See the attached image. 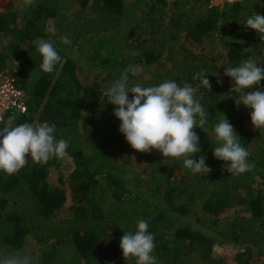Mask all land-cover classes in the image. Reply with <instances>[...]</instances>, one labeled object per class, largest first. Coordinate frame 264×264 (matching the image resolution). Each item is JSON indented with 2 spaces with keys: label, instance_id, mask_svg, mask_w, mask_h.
Listing matches in <instances>:
<instances>
[{
  "label": "trees",
  "instance_id": "trees-1",
  "mask_svg": "<svg viewBox=\"0 0 264 264\" xmlns=\"http://www.w3.org/2000/svg\"><path fill=\"white\" fill-rule=\"evenodd\" d=\"M74 1L40 0L30 16L1 19L0 36L15 35L18 50L28 48L15 76L30 96L29 113L13 123L55 124L57 137L69 139L70 147L63 159L38 164L29 155L16 174L0 172V254L30 251L27 239L34 238L30 252L39 264H114L117 258L116 264H136L135 258L125 262L120 239L145 219L159 264H227L213 257L223 246L240 248L236 264H264V128L252 125L243 104L236 106L233 82L224 75L249 56L264 66V40L245 25L249 16L264 14V2L210 8L212 0ZM49 21L54 35L46 32ZM37 38L59 50L62 63L52 73L39 67ZM220 48L227 52L222 63ZM1 55L6 59L0 51V61ZM130 66L136 74H129V86L176 79L197 88L209 111L208 133L195 129L202 151L191 158L206 156L210 172L193 174L158 150L142 153L126 141L104 94ZM81 70H90L104 87L84 84ZM197 72L207 74L211 90L193 79ZM258 87L264 91V80ZM223 114L255 164L241 175L229 173L212 154V129ZM135 160L146 163L141 176L130 175ZM51 167L67 171L58 185L49 182ZM176 171L183 178H175ZM69 199L72 214L63 217ZM239 208L245 216L224 219Z\"/></svg>",
  "mask_w": 264,
  "mask_h": 264
},
{
  "label": "clouds",
  "instance_id": "clouds-1",
  "mask_svg": "<svg viewBox=\"0 0 264 264\" xmlns=\"http://www.w3.org/2000/svg\"><path fill=\"white\" fill-rule=\"evenodd\" d=\"M33 2L26 0L29 6ZM245 25L264 40V14L249 16ZM51 31L55 33L56 30L53 28ZM60 40L65 45L72 43L67 37ZM34 44L42 57L40 69L45 73L54 72L57 65L62 63L57 47L43 38H37ZM260 65L261 58L257 60L249 56L237 66H228L224 72L233 82L231 91L237 94L236 106L243 104L250 110L252 125L257 129L264 128V91L258 87L264 80V66ZM130 73L132 76L136 74L131 66L120 73L104 94L107 102L114 106L113 114L121 122L119 131L130 146L142 153L158 150L164 157L182 163V167L193 174L210 172L206 156L191 158L202 151L195 129L202 128L208 133L205 125L209 111L197 98V88L181 84L176 79L149 87L139 84L129 86ZM206 76L197 72L193 79L198 80L205 90H211L212 85ZM15 119V116L10 117L7 125L0 128V172L16 174L28 163L26 158L29 155L38 164L66 156L70 140L57 137L55 124L24 122L13 125ZM212 133L216 141L212 154L215 159L228 165L229 173L241 175L255 167L249 160L250 152L241 144L240 136L226 115L223 114V119L213 126ZM149 228V222L140 219L136 221L134 231H124L120 248L126 260L135 258L136 264H159L153 255L155 236ZM0 264H39V261L26 250L7 256L0 254Z\"/></svg>",
  "mask_w": 264,
  "mask_h": 264
},
{
  "label": "rangeland",
  "instance_id": "rangeland-1",
  "mask_svg": "<svg viewBox=\"0 0 264 264\" xmlns=\"http://www.w3.org/2000/svg\"><path fill=\"white\" fill-rule=\"evenodd\" d=\"M40 0H34V2L29 6L26 4V0H0V23L1 19L3 17H6L8 14L12 13H17V16L19 18H22V16H30L32 11L37 8L38 3ZM170 2H173L175 0H169ZM66 4L72 5L74 4V0H66ZM61 3H63V0H61ZM68 11V10H67ZM69 18H73L74 14L73 11H68L67 13ZM21 19H18V22L20 23ZM46 32L50 35H54L51 31V29L54 28V22L49 21L48 25H46ZM64 34V33H63ZM185 36L182 37V40L184 41ZM16 37L15 35H4L0 36V51L3 52V55L6 57V59L3 58L0 61V72L10 70L12 72L18 71L19 68H21L24 63L26 62V56L24 55L23 51H27L28 48L24 45H22V49L18 50V48L15 46L16 44ZM12 42V44H11ZM210 50V49H209ZM212 51V50H210ZM220 54L222 55L220 62L222 63L223 60L226 59L227 57V52L226 50L220 48L218 50ZM85 63H83L84 65ZM81 79L84 82V84L88 85H94L97 88H103L104 85L100 84L99 80L96 79L94 74L89 71H83L81 70L80 73ZM34 74H32V79L30 81H34L35 78ZM16 117V116H15ZM9 118H6L5 126L7 125ZM13 123V122H12ZM13 125H15L13 123ZM66 161H71V159H67ZM146 167V163H141L138 160H135L134 163L130 167V175L131 176H138L142 175V168ZM67 171L65 172L63 169H57L55 167L50 168V177H49V182L51 185H58L59 184V178L61 176H65ZM173 176L177 179L183 178V174L181 172H174ZM71 201H69L66 204V207L63 209L62 213H60L61 216L67 217L72 214V210L70 209ZM244 210L242 208L235 209L232 211H229L223 215L224 219L226 220H233L237 216H245L244 215ZM249 216V214H247ZM27 246L30 251H35L34 249L36 248V240L34 238H28L27 239ZM240 251L238 249H234L232 247L228 246H223V247H216L214 249L213 257L215 259H221L224 260L227 264H236V254ZM120 258H117L114 260V264L118 263ZM256 259V257H255ZM125 262H128L126 260Z\"/></svg>",
  "mask_w": 264,
  "mask_h": 264
},
{
  "label": "built area",
  "instance_id": "built-area-1",
  "mask_svg": "<svg viewBox=\"0 0 264 264\" xmlns=\"http://www.w3.org/2000/svg\"><path fill=\"white\" fill-rule=\"evenodd\" d=\"M241 0H212L210 8L219 7L225 3H234ZM10 70L0 72V126L6 118L29 113V94L22 89Z\"/></svg>",
  "mask_w": 264,
  "mask_h": 264
}]
</instances>
